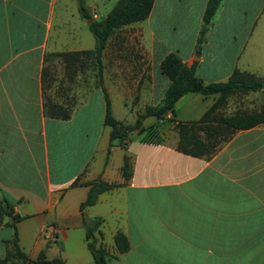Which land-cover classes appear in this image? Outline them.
Listing matches in <instances>:
<instances>
[{
    "label": "crops",
    "instance_id": "1",
    "mask_svg": "<svg viewBox=\"0 0 264 264\" xmlns=\"http://www.w3.org/2000/svg\"><path fill=\"white\" fill-rule=\"evenodd\" d=\"M89 2V17L104 18L101 0ZM207 2L154 0L144 21L109 36L102 87L116 121L133 125L162 103L170 81L160 63L169 54L205 84L235 70L264 79V0H222L201 38ZM77 9L74 0H0V260L16 234L29 259L94 264L85 217L101 220L96 246L117 256L108 264H264V124L234 133L209 159L183 154L178 123L199 120L217 99L189 93L175 116L147 117L151 131L109 148L104 93L93 58L82 54L94 47L75 33L88 25ZM183 16L189 25L194 17L190 28ZM244 96L264 108V92ZM96 180L116 186L81 211ZM117 233L129 242L123 254Z\"/></svg>",
    "mask_w": 264,
    "mask_h": 264
},
{
    "label": "trees",
    "instance_id": "2",
    "mask_svg": "<svg viewBox=\"0 0 264 264\" xmlns=\"http://www.w3.org/2000/svg\"><path fill=\"white\" fill-rule=\"evenodd\" d=\"M222 0H208L204 13L201 28V38L208 30L213 16L220 6ZM154 0H118L112 9L100 22L93 21L88 24L90 32L94 38V49L90 52L82 53L91 56L96 67V75L104 93L105 115L104 124L110 128L109 148L113 147L112 141H123L127 135L138 130L144 133L152 128L145 130L142 122L147 117H154L162 120L167 114L175 116L176 102L186 94L194 93L202 97L217 96L212 106L197 121L182 123L177 125L179 141L177 149L186 155L198 158L209 159L218 149L226 143L234 133L245 131L264 124V108L260 111H240L232 115H224L221 110L226 105L227 100L232 95H244L250 92H264V79L257 78L252 74L241 73L235 70L229 79L224 83L205 84L195 77L194 69L186 67L180 59L174 55H167L160 63V71L165 75L170 85L164 94L162 103L155 107H146L144 112L138 116L133 125H124L114 119L111 113V104L106 91L102 87V66L101 55L109 36L117 29L124 26L142 22L150 14ZM79 13L83 20H88L89 14L84 9L83 0H78ZM65 59L66 57H77L79 54L57 55ZM202 134L203 136H200ZM122 174L125 179L131 175V170L124 161ZM89 191L85 201L81 204L80 210L92 206L98 195L114 188L116 185L107 184L101 180H96L89 185ZM2 201H0V205ZM3 211L0 207V213ZM20 218L13 219L14 222ZM13 222V223H14ZM83 225L87 231L88 248L91 252L94 264H108L110 259L117 256L110 255L102 247L96 246L95 233L101 225L100 219L89 220L83 217ZM17 235L7 242L10 248L6 250L5 257L0 260V264H62L61 260H48L44 253H40L36 259H29L17 245ZM114 243L118 254L127 252L130 248L125 235L117 233Z\"/></svg>",
    "mask_w": 264,
    "mask_h": 264
},
{
    "label": "rangeland",
    "instance_id": "3",
    "mask_svg": "<svg viewBox=\"0 0 264 264\" xmlns=\"http://www.w3.org/2000/svg\"><path fill=\"white\" fill-rule=\"evenodd\" d=\"M99 1V0H98ZM117 0H101V3L99 5V12L100 14L102 13L104 16H106V14L112 9V7L114 6V4L116 3ZM75 5H77L78 9L77 11H79V3L78 0H74ZM83 4H84V9L86 10V12L88 14H90L89 9H90V2L89 0H83ZM80 14V13H79ZM187 16H183V17H178L177 20H181V27L183 28H190L195 19L194 17L191 18L190 25L187 22ZM77 23H80V21L76 18ZM239 22H244V20L242 19ZM71 27V26H70ZM72 28V27H71ZM77 35H81L83 38L86 37L88 39V41L90 42V47H94V38L92 33L90 32V29L88 27V25L81 27V29L77 32H75ZM187 42V37H185L183 39V43ZM84 44V45H83ZM83 44H79V46H87L86 42H83ZM257 101L258 98H256L255 96H249V98H246L244 95H232L229 97V99L227 100V106L226 108L223 110V114L224 115H232L236 112H240L243 111L242 108H244L246 106V109L251 110V111H255V108L257 107ZM260 101V100H259ZM191 108L188 109H181V112H187L190 114ZM188 110V111H187ZM193 116V115H190ZM152 120V119H151ZM154 120V119H153ZM152 120V121H153ZM200 136H203L202 134H200Z\"/></svg>",
    "mask_w": 264,
    "mask_h": 264
},
{
    "label": "water",
    "instance_id": "4",
    "mask_svg": "<svg viewBox=\"0 0 264 264\" xmlns=\"http://www.w3.org/2000/svg\"><path fill=\"white\" fill-rule=\"evenodd\" d=\"M93 21L100 22V21H101V18H96V19L89 18V19L87 20V23L90 24V23H92Z\"/></svg>",
    "mask_w": 264,
    "mask_h": 264
},
{
    "label": "built area",
    "instance_id": "5",
    "mask_svg": "<svg viewBox=\"0 0 264 264\" xmlns=\"http://www.w3.org/2000/svg\"><path fill=\"white\" fill-rule=\"evenodd\" d=\"M52 235V234H51Z\"/></svg>",
    "mask_w": 264,
    "mask_h": 264
}]
</instances>
